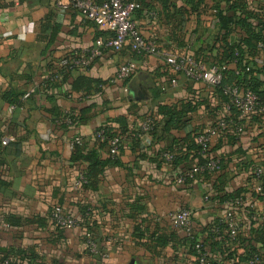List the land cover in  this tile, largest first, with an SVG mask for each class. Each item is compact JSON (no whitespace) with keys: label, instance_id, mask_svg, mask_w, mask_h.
<instances>
[{"label":"crops","instance_id":"0c3cea01","mask_svg":"<svg viewBox=\"0 0 264 264\" xmlns=\"http://www.w3.org/2000/svg\"><path fill=\"white\" fill-rule=\"evenodd\" d=\"M180 1L168 0L164 13L162 0H147L134 15L144 37L158 42L160 55L140 56L125 46L55 81L64 57L86 54L109 34L77 12L57 9L55 0H0V181L7 185L0 187L3 258L13 264H196L186 233L169 223V214L181 209L191 212L194 230L205 239L216 223L230 229L224 233L230 241L226 247L209 248L208 264H237L247 257L248 242L264 255L259 241L264 191L255 190L253 177L256 169H264V122L260 115L240 119L244 134L232 144L235 123L218 89L177 76L171 68L184 56L211 66L223 37L234 46L247 38L246 30L230 23L227 34L216 10L181 26L173 7ZM210 4L237 21L246 13L264 14V0ZM245 57L255 72L264 67V51ZM128 63L134 73L119 80V69ZM226 71H237L236 62ZM99 83L106 84L101 91ZM140 94L147 99L137 101ZM164 106L190 107L186 128L168 132V118H158L153 134L122 141L119 164L104 171L95 190L76 186L87 164L72 160L75 138L81 139L79 147L94 148L96 130L104 124L116 127L119 118L139 133L146 117ZM222 119L229 129L212 138L203 157L227 166L178 185L182 172L200 164L188 136L208 133ZM165 154L174 155L175 162H166ZM100 156L108 155L101 151ZM224 196L244 200L221 204ZM57 207L80 224L87 208L89 219L75 229L55 228L50 217ZM230 225L237 229L234 237ZM86 234L100 254L90 252ZM240 237L246 242H237Z\"/></svg>","mask_w":264,"mask_h":264},{"label":"built area","instance_id":"2783aa9c","mask_svg":"<svg viewBox=\"0 0 264 264\" xmlns=\"http://www.w3.org/2000/svg\"><path fill=\"white\" fill-rule=\"evenodd\" d=\"M57 9L63 12H77L84 19L93 22L98 28L110 34L105 40H99L96 45L84 55L67 56L62 59L61 67L69 70H86L94 65L96 60L102 57L106 52H121L125 46H129L133 52L139 55L158 56L160 55V46L157 41L148 40L142 34L139 26L134 20V15L140 8L139 4L132 0H111L103 5H97L93 0H55ZM172 72L179 76L183 75L191 81L204 83L209 87L216 88L222 84L223 73L219 67H208L207 65L196 61L192 56H184L178 58L172 63ZM135 71V66L131 63L122 65L119 69L118 79L122 81L128 80ZM176 84V80L173 81ZM224 95L229 102L224 106L225 113L229 116L235 109L240 115V119H247L255 113H259L264 122V108H260V104L256 95L251 91H244L237 86H228L224 89ZM155 124L153 119L148 116L142 124L140 134L151 133L154 131ZM229 123L226 119L218 122L216 127L210 132L199 135L195 142L201 148V153L206 154L210 150V144L213 137L218 136L220 132L227 131ZM239 136L244 134V129L239 127L236 129ZM98 136H101L99 134ZM8 139L2 142L6 146ZM74 144H81L80 138H75ZM122 140L119 138L111 142V155L118 156L122 147ZM166 162H174L175 156L172 154L164 155ZM221 171V163L219 160H208L203 164H196L190 169L182 172L176 182L178 185H184L188 182L196 180L205 174L214 175ZM254 180L257 182L255 190L257 192L264 191V169L258 168L253 172ZM87 183L85 175H81L76 186L81 187ZM51 224L58 229H75L80 223L72 216L66 214L60 207L55 208L50 217ZM169 223L177 230L186 233L187 238H192L195 233L192 214L187 209H181L169 214ZM231 227V236L237 234V229L233 225ZM90 252L94 255L100 254L96 242L86 234ZM197 261L199 264H206L208 254L203 244L196 245ZM108 258V255H103ZM0 264H13L10 260H5ZM251 264H263V259L255 258Z\"/></svg>","mask_w":264,"mask_h":264},{"label":"trees","instance_id":"16d2710c","mask_svg":"<svg viewBox=\"0 0 264 264\" xmlns=\"http://www.w3.org/2000/svg\"><path fill=\"white\" fill-rule=\"evenodd\" d=\"M97 5H103L111 0H93ZM139 4V7L143 4H146L147 0H132ZM226 1V0H221ZM228 1V0H227ZM181 3L178 6H173L175 10L174 19L177 21L179 20L180 25L182 26L184 22L192 17L197 16L198 18L202 15L209 14L213 10L217 11V18L221 24V28L223 30L227 31V34L231 31L229 24L233 23L234 25L238 27H242L246 30L247 38L241 41L240 44L230 46L228 43H226L225 36L223 37V46H221L220 55L219 57H216L214 59V62L211 64V66H208L207 64L203 63L200 60L196 61L203 63L207 65L208 67H219L223 73V81L222 84L219 87H216L220 94L223 96L225 105L229 102V99L224 95V89L228 86H237L241 88L244 91H251L253 92L260 104V108H264V81H262V77L264 78V67L261 68L258 72H255L250 67L249 61L246 59V55H248L250 58H255L262 51H264V14L262 15H254L253 13H246V16H243V18L239 19L238 21L234 17H227L223 15V12L219 10V7L210 4L212 0H181ZM162 10L163 12L167 13L169 11V5L168 0H162ZM109 34V33H108ZM110 37V34L108 38ZM259 45H262V48L259 47ZM135 53V52H134ZM139 55V54H137ZM140 56H148V55H140ZM59 62L58 66L55 69V74H53L52 80H57L62 78L64 79L68 75H70L72 72H75L77 70H69L68 68H64L60 66ZM233 62H236L237 64V71H226V68L228 64H231ZM89 69V68H88ZM105 83H99L97 86V91H101V89L105 86ZM90 93V92H88ZM90 97V94H85L84 97ZM224 105V106H225ZM192 112V109L190 107H183L182 110H178L176 107H169L164 106L161 107L158 112L155 114H151L150 117L153 119L155 128L154 131L151 132L152 134L156 130V123L158 122V118L166 119L168 118L166 130L168 132H173L177 130H182L186 128V125L190 121V113ZM253 115H260L259 113H255ZM253 115H251L253 117ZM250 116V117H251ZM232 122L235 123V127L233 129L234 134L231 136V143L237 144L241 140V136H239L236 132V129L241 127L239 126L240 122V115L237 112V110H233L232 114ZM73 123L76 122V119L72 116L68 118ZM116 127H112L108 124L102 125L100 128H98L95 132V146L94 148H83L79 147L80 144H75L73 149V156L72 160L74 162H84L87 164V170L84 174L87 180V183L83 185L82 187L87 189L95 190L97 187V184L99 183L102 174L104 171L111 166H116L119 164L118 156H112L111 155V142L119 138L120 140L124 141L125 139L129 138H135L140 133H132V131L129 129L128 123L126 119L119 118L115 121ZM101 134V136H98ZM201 135V134H199ZM188 136V144L189 148L195 153L196 158H200V164L205 163L209 159H205L203 156L205 154L201 153V148L196 144L195 140L199 136ZM186 142V141H185ZM122 148L119 150V154L122 151ZM103 152V154H107V158H102L100 156V152ZM208 153V152H207ZM218 160V159H215ZM221 163V169L224 168V166H227V162ZM175 162V159H174ZM210 175V174H206ZM222 181V180H221ZM220 181V182H221ZM189 183V182H188ZM7 185L0 181V187H6ZM239 198V197H238ZM241 199H237L236 197H230V196H224L223 198L219 199V202L221 204H230L231 206H235L238 201H243L244 198L241 196ZM87 214L90 215V212L86 208L82 212V222L80 224L85 226V223H87V220L89 219L87 217ZM264 228V223L262 224ZM229 228L227 226L221 225L220 223H216V225L211 226L209 228L208 232V238L205 239L201 237L196 231L192 238H188V241L190 242L192 246L193 255L195 257L196 264H199V262L196 260L198 257L197 251L195 250V247L197 244L201 243L207 250L208 259L207 263L209 261V248L210 247H219L221 245H224L226 247L230 241L228 238L224 236L225 231H229ZM216 231V232H215ZM91 233V232H89ZM222 235L225 237V239L222 238ZM242 238H237V242H246V240H241ZM250 241V240H249ZM259 241L264 246V229L261 231V235L259 238ZM252 243V241H251ZM247 246L249 247V251L246 254V258H240V260L235 261L237 264H251L252 261L255 260V258L264 259V255L262 253L258 252L254 248H252V245L248 242ZM229 249V248H228ZM24 258V256L22 257ZM8 260V257H2L0 254V263Z\"/></svg>","mask_w":264,"mask_h":264},{"label":"water","instance_id":"95a60500","mask_svg":"<svg viewBox=\"0 0 264 264\" xmlns=\"http://www.w3.org/2000/svg\"><path fill=\"white\" fill-rule=\"evenodd\" d=\"M147 97L144 96L143 94H140L139 97L136 98L137 101H143V100H146Z\"/></svg>","mask_w":264,"mask_h":264}]
</instances>
